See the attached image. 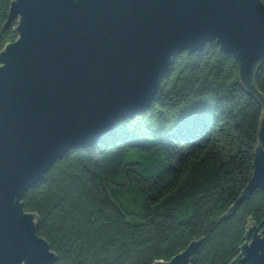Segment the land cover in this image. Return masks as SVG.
I'll list each match as a JSON object with an SVG mask.
<instances>
[{
  "label": "trees",
  "instance_id": "16d2710c",
  "mask_svg": "<svg viewBox=\"0 0 264 264\" xmlns=\"http://www.w3.org/2000/svg\"><path fill=\"white\" fill-rule=\"evenodd\" d=\"M264 3V0H262ZM12 0H0V50ZM246 88L214 41L171 62L146 111L70 150L23 197L55 264H153L201 241L190 264H229L264 219L257 189L228 214L254 172L264 61Z\"/></svg>",
  "mask_w": 264,
  "mask_h": 264
},
{
  "label": "water",
  "instance_id": "95a60500",
  "mask_svg": "<svg viewBox=\"0 0 264 264\" xmlns=\"http://www.w3.org/2000/svg\"><path fill=\"white\" fill-rule=\"evenodd\" d=\"M0 50V264H55L24 195L70 150L146 111L174 58L216 41L255 89L264 61L262 0H12ZM264 191V111L254 172L238 205ZM229 264H264V219ZM201 241L169 261L190 264Z\"/></svg>",
  "mask_w": 264,
  "mask_h": 264
}]
</instances>
